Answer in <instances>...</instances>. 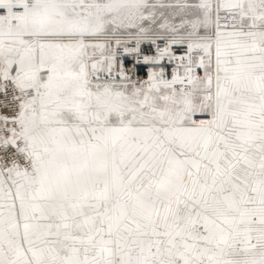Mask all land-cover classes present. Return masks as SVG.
Wrapping results in <instances>:
<instances>
[{
	"label": "snow or ice",
	"instance_id": "6c2138e0",
	"mask_svg": "<svg viewBox=\"0 0 264 264\" xmlns=\"http://www.w3.org/2000/svg\"><path fill=\"white\" fill-rule=\"evenodd\" d=\"M0 264H264V0H0Z\"/></svg>",
	"mask_w": 264,
	"mask_h": 264
}]
</instances>
